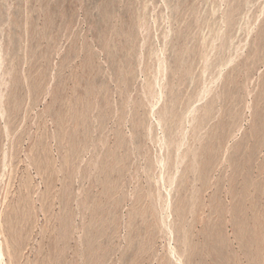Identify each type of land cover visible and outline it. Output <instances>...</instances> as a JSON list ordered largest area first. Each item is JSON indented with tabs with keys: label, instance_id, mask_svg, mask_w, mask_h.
Returning <instances> with one entry per match:
<instances>
[{
	"label": "rangeland",
	"instance_id": "1",
	"mask_svg": "<svg viewBox=\"0 0 264 264\" xmlns=\"http://www.w3.org/2000/svg\"><path fill=\"white\" fill-rule=\"evenodd\" d=\"M3 264H264V0H0Z\"/></svg>",
	"mask_w": 264,
	"mask_h": 264
},
{
	"label": "bare ground",
	"instance_id": "2",
	"mask_svg": "<svg viewBox=\"0 0 264 264\" xmlns=\"http://www.w3.org/2000/svg\"><path fill=\"white\" fill-rule=\"evenodd\" d=\"M1 254H2V251H1V241H0V264H3L2 263L3 260H2V257H1L2 255Z\"/></svg>",
	"mask_w": 264,
	"mask_h": 264
}]
</instances>
